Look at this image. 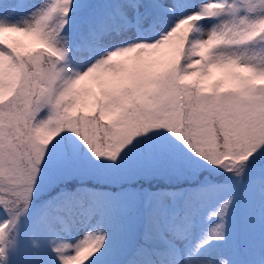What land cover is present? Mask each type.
<instances>
[{"label":"snow or ice","instance_id":"1","mask_svg":"<svg viewBox=\"0 0 264 264\" xmlns=\"http://www.w3.org/2000/svg\"><path fill=\"white\" fill-rule=\"evenodd\" d=\"M0 264H264V0H0Z\"/></svg>","mask_w":264,"mask_h":264},{"label":"trees","instance_id":"2","mask_svg":"<svg viewBox=\"0 0 264 264\" xmlns=\"http://www.w3.org/2000/svg\"><path fill=\"white\" fill-rule=\"evenodd\" d=\"M17 40H21V41H24L25 40V38L24 37H19V36H16L15 37Z\"/></svg>","mask_w":264,"mask_h":264}]
</instances>
